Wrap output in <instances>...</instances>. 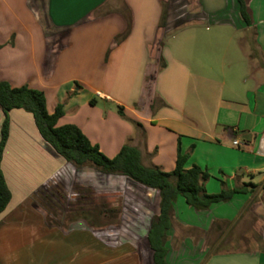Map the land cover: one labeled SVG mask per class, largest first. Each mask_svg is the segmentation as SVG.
Instances as JSON below:
<instances>
[{
	"label": "crops",
	"instance_id": "obj_1",
	"mask_svg": "<svg viewBox=\"0 0 264 264\" xmlns=\"http://www.w3.org/2000/svg\"><path fill=\"white\" fill-rule=\"evenodd\" d=\"M243 1L250 24L241 17L240 0H197L200 14L173 30L168 18L163 29L158 26L163 8L169 10L166 0H0V79L42 90L50 113L62 103L59 125L75 124L110 158L129 143L141 151L145 166L164 171L174 168L178 145L188 152L196 140L191 156L200 148L210 158L187 159L185 167L210 172L206 192L246 190L203 211L178 195L166 232L167 264H264V0ZM128 15L130 29L121 38ZM211 23L249 35L245 49L239 40L238 56L247 59V71H223L230 62L218 54L221 35L210 32ZM188 27L205 32L196 40L194 31L195 49L179 55L168 36ZM194 80L218 90L201 92L204 98L199 95L188 112ZM8 118L1 169L11 199L0 213V264H152L146 235L158 192L123 175L74 166L21 108L11 109ZM3 120L0 108V137ZM130 187L145 194L139 196L145 204L150 196L156 203L143 222L147 211L135 207L128 225L140 240L90 226L82 216L53 221L56 209L42 204L43 190L65 191L83 204L78 193L85 189L125 193ZM236 224L258 233L256 246L217 251L227 233L221 235L220 227ZM238 230L242 236L248 231ZM230 241L231 233L224 244Z\"/></svg>",
	"mask_w": 264,
	"mask_h": 264
},
{
	"label": "trees",
	"instance_id": "obj_2",
	"mask_svg": "<svg viewBox=\"0 0 264 264\" xmlns=\"http://www.w3.org/2000/svg\"><path fill=\"white\" fill-rule=\"evenodd\" d=\"M240 14L247 24L251 23V18L247 6L240 0ZM166 21V10L163 8L158 26L163 29ZM130 29V15L127 17V28L121 34L124 38ZM159 44H163L159 41ZM77 84V83H76ZM75 93V90L72 92ZM71 93V94H72ZM93 103V100H90ZM0 108L4 113V120L1 127L0 137V213L6 208L11 199V192L5 182L1 169L3 149L8 138L9 118L8 112L14 108H21L32 114L35 125L42 138L66 161L76 167L90 165L105 174H119L127 177L136 185H141L146 189L158 192L157 214L153 215L147 230V241L150 250L152 264H167L166 232L171 227V216L173 203L180 194L185 202L197 211L207 210L211 203L227 201L235 192H245L243 188L221 189L217 193H208L204 187V182L209 178L206 169L193 164L186 168L188 152H182L180 146L177 147L175 166L171 171H164L155 165L145 166L142 163L141 151L125 143L118 153L113 157H107L98 147L86 137V135L75 124H58V120L64 115L63 104L58 103L50 113L46 109V99L44 92L40 89L31 88L28 85L12 86L8 82L0 79ZM121 115L123 112L118 108ZM257 186V185H254ZM58 189L43 190L42 203L46 208L54 210L60 202ZM90 195L83 196L82 206L75 203L67 208L73 214L70 217L82 216L86 219L91 211L97 215H108L101 211L91 201L94 193L91 189H85ZM55 206V207H54ZM76 206V207H75ZM106 211V209H105ZM87 220V219H86ZM90 226L91 224L87 220Z\"/></svg>",
	"mask_w": 264,
	"mask_h": 264
},
{
	"label": "rangeland",
	"instance_id": "obj_3",
	"mask_svg": "<svg viewBox=\"0 0 264 264\" xmlns=\"http://www.w3.org/2000/svg\"><path fill=\"white\" fill-rule=\"evenodd\" d=\"M165 2L167 4L166 7L169 8L168 13H166V19L168 18V21L170 23H173L172 29L174 28H179L183 26L186 22L190 20V18L193 15V13L198 16V3L197 0H166ZM200 1V0H199ZM42 3L40 4V13L41 16H43V11H42ZM205 9V8H204ZM221 16V15H219ZM210 32L213 34H218L221 35V37L218 40V45L216 46L218 50V54H225L227 58L225 60H229L230 65L228 63V68L226 67L225 70L223 71H236V70H243L247 71L248 67V62L247 59L245 58H240L238 57L240 55V46L239 45V40L240 43L242 42V46L245 47L249 46L247 40V37L249 36L245 32H235L232 31V28L230 26L224 27L219 25V24H210L209 28ZM194 31H199L198 35L196 36V40L200 37V35L205 32V27H201L200 29L198 28H184L182 30H177L170 34L168 36L169 43L171 44L172 48L174 49L175 52H178L179 55H188L189 52L185 53L188 49L190 51L195 49V47L192 48L193 44V34ZM170 32L168 31L167 34ZM248 35V36H247ZM242 47V48H243ZM191 56V55H190ZM206 84V83H205ZM63 88H67V86H64ZM218 90L216 86L209 85L204 86L201 84H197V81L194 80V82L191 83L190 88H189V97H188V103H190V107H188V112L192 111L191 105L199 98H204L203 92L206 96L210 95V92L212 93L213 91ZM116 108V107H114ZM208 115V113H207ZM209 119V118H208ZM208 119L206 122H208ZM210 121V120H209ZM208 125L206 126V128ZM191 145L188 146V159H197L201 158V160H208L209 154L207 149H200L198 148L197 151H195L193 157L192 152L195 150L194 143L196 140L191 141ZM208 148V147H207ZM191 156V157H190ZM208 174L210 175V172L207 170ZM59 195H60V202L61 204L58 205V207H55L56 211L54 212V216L56 220L51 217L53 221L57 222H64L66 223L71 217L70 212L64 213V209L72 207V205L75 203L78 204V200H75L70 198L69 193L63 192L61 190H57ZM81 192L78 193L80 195ZM84 195H90L86 191L82 192ZM81 193V194H82ZM151 193V192H150ZM136 195V196H135ZM146 198L145 194L143 193H138V191L134 190L133 188H129L125 193L123 192H106V193H94L93 196L91 197V201L95 203L97 207L101 206V211L106 212L108 215H103L99 214L97 215L96 213L94 214L93 211H91L90 215L86 217V219L89 221L91 224H96L95 226L98 227H106L110 229L108 233H113L115 236H122L127 237L128 236L132 237L136 240H140L137 238V232L131 231L129 228L130 226L128 225L131 222V218L134 217V211L135 207H142L143 211H147L143 217L141 216L140 218L142 219L141 221L143 222L147 218L150 217L151 212L155 208V202L153 198L150 196L149 202L147 201V204L144 203V201H141V198ZM180 197H182L179 194ZM183 198V197H182ZM80 206L82 204L79 203ZM76 207V206H75ZM106 209V211H105ZM178 214L181 215V211L178 210ZM247 228L248 231H246L245 235L242 236L240 233L237 234V231H240L238 229L241 228ZM221 229V235L222 233H225V235H234L235 236V241H230L226 244H224V239L226 236H223L220 242L218 243L216 250L217 251H227V250H240V249H250L254 248L256 246V242L259 240L258 233L251 227V226H246V224H236V226L229 227L222 225L220 227ZM112 230V231H111ZM135 235V236H134ZM237 239V240H236Z\"/></svg>",
	"mask_w": 264,
	"mask_h": 264
},
{
	"label": "built area",
	"instance_id": "obj_4",
	"mask_svg": "<svg viewBox=\"0 0 264 264\" xmlns=\"http://www.w3.org/2000/svg\"><path fill=\"white\" fill-rule=\"evenodd\" d=\"M238 143H239L238 140H236V139H233V140H232V144H233V145H237Z\"/></svg>",
	"mask_w": 264,
	"mask_h": 264
}]
</instances>
